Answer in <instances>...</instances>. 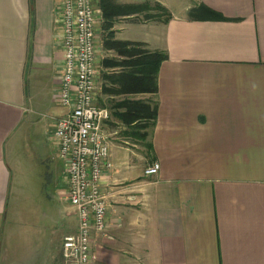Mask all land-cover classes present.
Returning a JSON list of instances; mask_svg holds the SVG:
<instances>
[{"label": "crops", "instance_id": "0c3cea01", "mask_svg": "<svg viewBox=\"0 0 264 264\" xmlns=\"http://www.w3.org/2000/svg\"><path fill=\"white\" fill-rule=\"evenodd\" d=\"M114 2L163 8L158 18L119 17L113 30L114 40L166 59L154 93H125L114 81L121 68L103 62L127 58L103 46L101 55L95 42L113 168L101 178L106 228L88 264H264V0ZM60 8L61 0H0V264L20 263L14 232L27 241L23 264H59L63 237L77 229L52 140L63 114ZM47 98L62 110L46 129L53 192L19 206L13 154ZM138 106L154 110L148 128ZM153 162L159 171L146 176Z\"/></svg>", "mask_w": 264, "mask_h": 264}, {"label": "built area", "instance_id": "2783aa9c", "mask_svg": "<svg viewBox=\"0 0 264 264\" xmlns=\"http://www.w3.org/2000/svg\"><path fill=\"white\" fill-rule=\"evenodd\" d=\"M99 13L97 0H61L63 65L56 96L63 114L54 121L52 140L64 162L66 200L75 210L77 229L63 237L59 264H88L93 236L106 228L101 178L113 164L102 128L110 112L96 103ZM158 171V162H153L144 173L154 176Z\"/></svg>", "mask_w": 264, "mask_h": 264}, {"label": "rangeland", "instance_id": "374dc122", "mask_svg": "<svg viewBox=\"0 0 264 264\" xmlns=\"http://www.w3.org/2000/svg\"><path fill=\"white\" fill-rule=\"evenodd\" d=\"M156 11L152 8L143 12L141 14L142 18H145L146 15H155ZM99 18L97 20V33H96V40L100 43V53L103 55L102 46H103V38L104 33L101 30V23H102V15L101 11L99 13ZM114 28V27H113ZM101 57V56H100ZM149 101H152V96L148 95ZM47 103H40L37 104L38 107L35 108V112L31 113V118L33 123L31 126L28 125L29 128L24 129L26 132L25 139L23 138L22 142L17 145V151L13 154V163L16 168L17 180L15 182L16 190L20 196L18 203L21 206V200L23 197H26V200L32 199V202L38 204L39 203V193L43 194L44 196L50 195L53 192L52 186L50 184V177H46V162L50 158V153L52 150V142L50 141L49 137V130L48 125L50 124L51 120L48 116L56 115L57 112L55 110L62 111L57 105L50 102L47 98ZM60 113V112H59ZM151 122V118L148 119L143 123L147 128ZM29 149L32 150V158L29 156ZM48 159V160H47ZM38 194L37 199L36 196ZM22 198V199H21ZM17 204V206H18ZM28 205V202L26 206ZM25 207V204H24ZM24 214V213H23ZM25 216H22L23 219ZM16 235V239L14 242L17 245H21L18 250V258L17 261L23 264L21 261L26 259V246L27 241L25 243V235L22 238L20 232H14ZM24 233V231H23ZM23 235V234H22ZM22 238L21 241H19ZM22 248V249H21Z\"/></svg>", "mask_w": 264, "mask_h": 264}, {"label": "trees", "instance_id": "16d2710c", "mask_svg": "<svg viewBox=\"0 0 264 264\" xmlns=\"http://www.w3.org/2000/svg\"><path fill=\"white\" fill-rule=\"evenodd\" d=\"M98 7L102 15L101 29L104 33L103 48L105 50H114L127 59L119 63H111L107 60L103 62V67L117 66L121 71L116 75V82L121 84L125 93H154L156 91V76L160 63L166 59V55L160 52H150L142 49L143 43L131 41L114 40L113 26L119 17L132 14L143 13L149 10L147 3L141 5H121L116 4L114 0H98ZM156 11L155 15H146L145 19L158 18L164 13L162 7L155 5L152 8ZM147 106L139 107L138 113L143 118H155L154 110L150 114Z\"/></svg>", "mask_w": 264, "mask_h": 264}]
</instances>
